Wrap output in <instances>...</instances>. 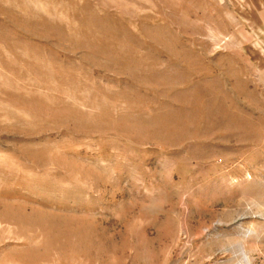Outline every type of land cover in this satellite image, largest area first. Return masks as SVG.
<instances>
[{
    "label": "rangeland",
    "instance_id": "1",
    "mask_svg": "<svg viewBox=\"0 0 264 264\" xmlns=\"http://www.w3.org/2000/svg\"><path fill=\"white\" fill-rule=\"evenodd\" d=\"M0 264H264V0H0Z\"/></svg>",
    "mask_w": 264,
    "mask_h": 264
}]
</instances>
